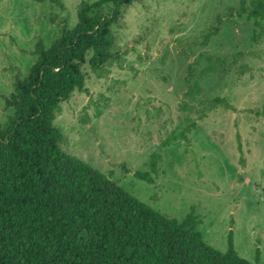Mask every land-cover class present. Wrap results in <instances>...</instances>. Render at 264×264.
I'll list each match as a JSON object with an SVG mask.
<instances>
[{"label": "rangeland", "instance_id": "rangeland-1", "mask_svg": "<svg viewBox=\"0 0 264 264\" xmlns=\"http://www.w3.org/2000/svg\"><path fill=\"white\" fill-rule=\"evenodd\" d=\"M61 1L62 9L50 0H0L1 124L10 111L4 99L27 75L36 48L48 47L63 22L76 23L82 0ZM239 2L134 1L112 27L120 60L101 77L85 65L87 92L73 91L55 123L64 150L168 217L181 219L194 205L206 243L226 251L231 230L236 252L264 264V33L234 17L236 24L223 23L205 45L194 44L216 14ZM206 55L221 60L191 102L188 65L198 72L209 64ZM216 96L230 108L201 107ZM183 130L186 140L163 144ZM152 152L160 159L150 184L133 171L146 169Z\"/></svg>", "mask_w": 264, "mask_h": 264}, {"label": "trees", "instance_id": "trees-1", "mask_svg": "<svg viewBox=\"0 0 264 264\" xmlns=\"http://www.w3.org/2000/svg\"><path fill=\"white\" fill-rule=\"evenodd\" d=\"M134 1L82 0L74 26L63 22L48 47L36 48L27 75L16 79L5 97L10 111L0 123V264H258L236 252L231 230L226 251L206 243L194 205L181 219L168 217L62 148L66 136L55 123L61 103L75 90L87 92L85 65L101 77L120 60L112 27ZM50 2L63 8L61 0ZM234 17L252 20L264 33V0L225 7L194 44L205 45L223 23L236 24ZM205 60L208 66L198 72L194 63L188 65L191 102L221 58L206 55ZM200 105L230 108L217 96ZM184 130L172 132L163 144L186 140ZM159 159L152 152L147 168L133 175L154 183Z\"/></svg>", "mask_w": 264, "mask_h": 264}]
</instances>
